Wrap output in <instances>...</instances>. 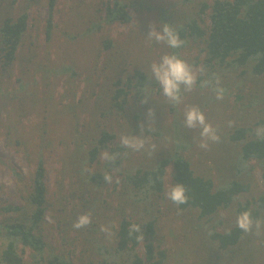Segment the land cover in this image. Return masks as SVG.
<instances>
[{
    "label": "trees",
    "instance_id": "16d2710c",
    "mask_svg": "<svg viewBox=\"0 0 264 264\" xmlns=\"http://www.w3.org/2000/svg\"><path fill=\"white\" fill-rule=\"evenodd\" d=\"M25 1V8L18 14L14 12L17 0L0 1V71L3 74L13 67L18 59L19 48L28 36L27 11L33 4H42L41 0ZM48 2L52 10L57 0ZM136 4L142 11L141 15L158 13L156 22L160 26L169 24L185 42L178 49L167 47L169 54L179 56L194 68L203 67L205 71L198 74L194 90L182 93L181 103L172 105L170 112L173 116L169 119L166 105H159V97L156 98L162 94L161 89L154 80L149 79L150 65L159 59L150 60L148 64L138 61L132 67L131 74L125 75L127 64L117 59L124 53L125 48L122 49L119 43L115 45V42L106 39V49L112 52L106 56L104 65L86 77L82 97L77 98L78 92L72 89L64 95L69 100L67 105L59 107L60 103L54 102L50 95L41 100L45 102L49 99L52 105L51 112L43 111V124L36 126L41 131V137L49 132L47 120L57 124H61L62 116H70L74 120L73 136L69 140L76 146L75 157H79L83 167L77 171V180L84 185L79 205L82 214L99 217L101 209L111 205L103 195L104 187L109 184L103 179L105 174H110L113 178L116 175L119 177V183L115 185L117 202L123 208L130 207L135 212L140 211L138 213L141 217L133 220L128 210L123 209L116 229L115 224L112 225V232L115 233L113 238L100 232L99 224L95 221L89 228H82L81 235L86 243H83L85 258L81 260V264L171 263V251L165 241H179L177 231L168 223L171 214L190 227L189 232L180 235L181 242L189 249H195L192 257L195 254L202 255L200 264H264V229L258 236L245 234L236 226V220L231 219L227 224V219L220 216L221 210L232 212L236 218L247 210L254 219L264 221V140L255 135V129L264 126V0H113L103 4L107 16L105 21L135 25L129 8ZM191 4H195L193 12L191 8L185 9ZM175 7L178 10L172 12L171 9ZM203 16L209 18L210 26L204 25ZM93 27H97V23ZM136 32L141 37H148L149 33L145 29L133 30V33ZM196 43L201 45L196 56H182L184 49H191ZM113 52H118V55L113 56ZM33 53L35 55L32 56V61L38 54ZM132 54L126 53L123 56L126 61L129 58L137 61ZM36 65L35 71H42V78L47 79L48 85L54 86V80L59 76L67 75V78L72 79L79 77V72L73 65L63 64L61 70L50 68L48 63L40 60ZM120 74L126 76L123 82ZM227 76L231 84L229 81L222 83ZM17 80L22 92L17 106L19 115L22 116L24 100L30 95L32 100H37L38 95L28 87V83ZM206 80L211 81V84L202 86ZM247 80L259 87L258 93L262 96L260 108L250 100L259 94L250 91ZM216 88L224 90L223 99L216 98ZM185 94L189 95L187 102H192L190 95H196V106L198 105L205 116V108H210L207 115L212 114V120L207 121L208 123L220 124L222 120L226 121V129L217 130L220 142L215 145L221 154L230 146L233 150L231 157L223 155L227 162L224 163L223 170L219 167L220 175L217 180L209 172L197 174L191 161L184 155L191 147L194 148L195 139L183 126L184 111L181 108L185 102ZM144 95H150L147 103H142ZM202 97L208 98L204 106L201 105ZM32 100L30 105L35 103ZM152 102L161 108L160 121L154 116L150 119L147 115L146 105ZM212 106L219 110L213 112ZM29 111L35 112L33 109L26 112ZM238 114L241 115L239 120ZM82 115L95 121V136L89 137L87 141L82 128L89 124L79 122ZM39 116L42 118L43 114ZM121 119L125 120L124 124L120 123ZM229 121H234V126L229 127ZM113 122L126 127L131 134L134 132V136L143 135L147 139L151 135L153 140H148L149 145L158 147L159 144H164L165 147L157 155L153 153V160L147 166L142 163L132 165L134 152L131 154L132 150L121 147L118 134L109 128L113 127ZM156 122L160 123L155 127ZM52 131L56 132L51 129ZM42 140L44 141V136ZM175 140L180 141L178 148L174 144L170 145V141L174 143ZM17 143V147L26 144L24 141ZM48 144L52 145L51 142H47ZM61 144L64 145V142ZM105 151L117 154L114 163L102 159ZM169 167L173 169L172 186L183 184L186 188L189 198L186 204L177 206L166 198ZM256 170L261 173V184L256 181ZM15 175L21 182V190L27 191L30 188V191L24 196L23 206L4 207V211L15 213L16 216L9 219L12 221H8L9 223L0 221V264H77L68 258V254L56 253L53 248H49L43 235L46 214L49 210L54 211L50 209L51 204L46 199L44 159L39 158L36 170L30 172L28 183L30 181L31 185L28 184V187L18 173L15 172ZM118 185L120 189L117 191ZM87 195L93 199H89ZM65 210L64 208L63 212ZM70 214L74 215L73 209ZM108 218L110 221L114 220L110 216ZM54 219L58 226H73V217L67 219L54 215ZM133 224L141 227L140 233L130 235ZM139 234L143 240L138 239ZM255 240H259V243L255 244ZM139 248H143L144 253H140ZM26 249L33 251L30 255L31 261L24 260L22 256ZM198 249L203 252L200 253ZM182 257L189 259L183 251L182 256L180 255ZM185 261L187 260L180 261L177 257L173 263L187 264Z\"/></svg>",
    "mask_w": 264,
    "mask_h": 264
},
{
    "label": "rangeland",
    "instance_id": "374dc122",
    "mask_svg": "<svg viewBox=\"0 0 264 264\" xmlns=\"http://www.w3.org/2000/svg\"><path fill=\"white\" fill-rule=\"evenodd\" d=\"M17 1V6L15 7L16 10H14V12L18 14L25 8L26 1ZM106 1L111 2L113 0H57L52 10L49 7L48 0H41L42 4L40 5L33 4L27 11L28 36H26L24 44L19 48L17 54L18 59L14 62L13 67L7 73L3 74L0 71V221L5 223L10 221L9 219H13L16 214L4 211V207L23 206L25 204L24 196L27 194V191H30V188L29 190L27 188V191L21 190V185L19 184L21 182L15 177V172L23 178L21 180L24 184L27 182L28 187L31 185L30 181L28 183L30 172L36 170L39 158H43L46 168V175L44 176L47 186L46 199L51 204L50 209H52V211L54 210L53 212H50L51 210H49L46 214L43 235L49 248H53L56 253L60 252L65 255L68 254V258L72 259L77 264H81V260H84L85 258L83 256V243L85 240L81 235V229H74L73 226H68L67 228L62 225L58 226L57 220L54 219V215H59L62 218L65 217L67 219L73 217L74 224L78 219V216L83 215L79 205L81 204L80 199L84 190V185L77 180L79 177L77 176V171L83 167L80 165L79 157H75L76 146L71 140H69V138L73 136L74 124L72 121L74 120H72L70 116H62L61 124L54 123L50 119L47 120V129L49 132L43 135V141L41 131L36 126H41L43 124L42 120H44L45 116L43 111L51 112L52 105L49 99H46L45 102L41 100L44 99V96L48 97L50 95L51 98L55 100L54 102L60 103L58 105L59 107L67 105L69 100L67 98L65 99L64 95L71 92L70 90L72 89H74L75 92H78L77 98L82 97L86 77L91 72L94 73L96 68L104 65V62L107 60L106 56L112 52L106 49V39L112 40L115 42V45L119 43L120 48H125L123 54L133 53L132 55L137 59L136 61L129 58V60L126 61L123 54L117 57L121 62L124 61L123 63L126 62L127 64L128 69L124 70L125 75L131 74L132 67L138 63L145 61L148 64L150 60H160L163 55L169 54V51L166 50L167 45L150 41L147 37H141L137 32L133 33V30L139 31L140 29H145L149 32V23L157 25V27L160 26L158 22H156L158 13L154 12L151 15H141L140 12L142 11L139 10V7L136 4L134 7L129 8V13L133 16V22L135 25L124 24L121 22L108 23L105 21L107 17L104 12L105 5L103 7V4ZM176 1L180 0H175V2ZM194 7L195 4H191L185 9L191 8V12H193L195 10ZM185 9H182L183 12ZM171 10L174 12L178 9L175 7ZM203 18L205 19L204 25L210 26L209 18L204 16ZM95 23H97V27H93ZM199 48H201V45L196 43L191 46V49H184L182 51V56L185 57L187 56L186 54H190L189 58L194 55L196 56ZM33 52H37L38 54H36L37 58L32 61V56L35 55ZM114 54L117 56L118 52H113L112 55L114 56ZM39 60L42 63H48L50 68L54 67L60 70L62 69L61 65L63 64L73 65L79 72V77L72 79L67 78V75L64 77L59 76L55 78L54 86L51 84L48 85L47 79L42 78V71H35L37 66L36 62ZM109 76L111 77V75ZM120 76L123 77V82V79H125L126 76L124 77L122 74H120ZM17 79H21L24 84L28 83V87L36 91V94L38 95L37 100H35V98L32 100L31 95L24 100L23 104L25 107H21L22 116L19 115V109L17 106L19 96L22 94ZM224 81L226 83L229 81L231 84L229 76H227L222 83H224ZM246 82L248 84L247 86L250 87V91H256L258 93L259 87L251 83L249 80ZM49 83L51 82L49 81ZM24 95L26 96V94ZM146 96L150 98V95ZM190 96L191 101L195 104L187 102L189 95L185 94L184 101L187 103H182L181 109L183 111L187 106H196L198 98L196 95ZM158 97L160 101L159 105H162V103L166 105V113L168 114L169 119H171L173 116L170 112L172 105L162 94L156 96V98ZM261 97L260 94L254 96V98L250 97V100L257 108H260L261 106ZM31 100L33 102L35 101L33 105H30ZM76 100L78 101V99ZM206 100H208V98L205 99L202 97V106L207 103L205 102ZM28 108L35 110V112H26L29 110ZM212 108L214 109L213 112L219 110L217 107L215 108L212 106ZM149 109L153 110L154 118L157 121H160L161 108L152 102L146 105V110L148 111ZM205 113L206 121L212 120V114L207 115L210 113V108H205ZM42 114L43 117L41 118L39 115ZM240 116V114L237 115L238 120L240 119ZM154 118L152 120H154ZM213 119H215V117ZM79 122H86L89 124V126L82 128V133L84 132L86 141L90 139L89 137L95 136L94 120L91 121V118L82 115L79 118ZM124 122V119L120 120L121 124H124ZM159 123L160 122H156L155 127L158 126ZM225 123L226 121L222 120L220 124L216 122L211 123V125L217 130H225ZM112 124L113 127L109 128L117 133L119 138L121 135H125L126 127L123 128L121 124L115 122ZM149 125H151V121ZM51 129L56 132H51ZM187 130L192 137H195V139H193L194 148L191 147L189 151L184 153L186 158L191 161L193 170L197 174H205L209 172L213 179H219V167H222V170L225 168L224 163L227 161L224 159V156H232V146L227 150L226 147H224L226 151L223 154L219 153V149L215 143L211 144L208 150L201 149L198 146L200 141V130ZM126 134L128 135L131 133L129 130H126ZM132 134H134V132ZM147 138L148 140H153L151 135H148ZM18 141H24L26 143L25 146L17 147L16 143ZM62 141L64 142V145L61 144ZM47 142H51L52 145H47ZM183 142L187 143L186 141ZM179 143L180 141L178 142L177 140H175L174 143L170 141V145H176L175 148L179 147ZM114 144L116 145V142ZM164 147V144H159L158 147H156L155 152H150L149 149L141 150L140 152L132 151L131 154L134 152L132 155V165L142 163V165L147 166V164L153 160V153L154 155H157L156 153ZM172 171L173 169L171 167L167 170V190L172 186ZM114 174L116 175V172H114ZM260 175L261 173L256 170V181L261 184ZM117 180L119 181V177L116 175L113 178V182L105 186L103 190L104 197L109 200L111 205L109 204L108 208L101 209L99 217L91 216V223L94 221L97 222L100 227V232H102V226L110 228V236L105 232H102L109 238H113L115 235V233L112 232V225L115 224L116 229L117 223L122 216L123 209L128 210V213L133 220H138L139 217H141L139 215L140 213H138L140 212L139 210L135 212L134 208H123L121 204L117 202L115 191ZM119 189L120 186L118 185L117 191ZM89 195L94 196V194ZM87 197L93 199L91 196L87 195ZM64 208L66 209V212H63ZM72 209L74 215L70 214ZM109 216L114 220L110 221L108 218ZM170 216L172 217H169L168 223L173 225L174 230L177 231L179 241H165V245L171 251V263L169 262V264H175L173 262L177 257L180 261L187 260L185 261L187 264H200V256L202 255L195 254L192 257V252L195 249H189L188 246L183 245L181 242L180 235L189 232L190 227H188L184 221L176 217V215L171 214ZM220 216L227 219V224L231 219L236 220V216L230 211L221 210ZM89 227L90 225L85 227V229ZM113 240L114 239H112V242ZM258 243L259 240H255V244ZM202 249H198L200 250V253L203 252ZM138 251L144 253L143 248H139ZM182 251L189 256V259H184V257L180 258V255L182 256ZM32 252L33 251L26 249L23 255L20 254L24 256V260L31 261L30 255Z\"/></svg>",
    "mask_w": 264,
    "mask_h": 264
},
{
    "label": "clouds",
    "instance_id": "9594fccd",
    "mask_svg": "<svg viewBox=\"0 0 264 264\" xmlns=\"http://www.w3.org/2000/svg\"><path fill=\"white\" fill-rule=\"evenodd\" d=\"M149 33L147 39L156 43H163L170 49H178L185 43L179 36V33L175 31L169 24L164 23L160 28L157 25L149 23ZM205 69L194 68L175 54H165L158 62H153L150 65V80H154L155 83L161 89L162 95L167 101L175 106L181 103L182 93L191 92L197 84L198 74H203ZM216 83H219L217 79ZM211 81H204L202 86H208ZM216 98L223 99V89L216 88ZM145 99L142 103H147L148 96L144 95ZM148 117L151 119L154 116L152 109L148 110ZM234 121H229L228 126H234ZM183 126L186 129H199L200 141L199 147L204 150H208L213 143L220 142V136L217 129L206 121V117L197 106H187L184 109ZM141 132H143V125H140ZM255 135L258 139L264 140V126H260L255 129ZM121 147L130 149L134 152H140L141 150L149 149L150 152L156 151L155 145L148 144V138L145 139L142 136L134 135H121L119 138ZM102 159L114 163L117 159V154H110L105 151L102 153ZM87 169H85L86 171ZM103 179L111 184L113 177L110 174L103 175ZM116 183H119L117 180ZM166 198L172 201L175 205L180 206L188 202V196L186 194V188L183 184H177L170 186V189L166 192ZM91 215L83 214L79 215L78 219L74 222V229H82L91 224ZM236 226L242 230L245 234L260 235L261 230L264 229V221L260 219H254L250 211L241 212L236 218ZM101 231L105 232L109 236L111 230L109 227L102 226ZM141 227L138 225H131L130 235L132 233H140ZM138 239L143 240L142 235L139 234Z\"/></svg>",
    "mask_w": 264,
    "mask_h": 264
}]
</instances>
